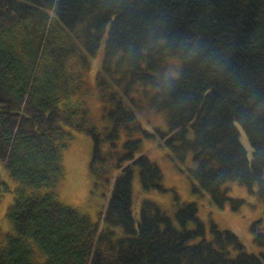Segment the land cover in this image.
Wrapping results in <instances>:
<instances>
[{"label": "trees", "instance_id": "obj_1", "mask_svg": "<svg viewBox=\"0 0 264 264\" xmlns=\"http://www.w3.org/2000/svg\"><path fill=\"white\" fill-rule=\"evenodd\" d=\"M100 48L95 88L105 134L89 124L86 101L74 99ZM138 101L165 115L166 131L141 129ZM74 131L93 141L96 181L111 174L97 222L55 191ZM135 132L167 148L192 191L213 205L243 203L228 196L227 183L264 203V0H0V161L20 185L0 264H264V251L247 253L229 230L212 225L206 236L193 202L172 219L145 199L134 217L135 176L143 190L179 200ZM188 155L192 168L184 166ZM260 226L250 232L264 249Z\"/></svg>", "mask_w": 264, "mask_h": 264}, {"label": "rangeland", "instance_id": "obj_2", "mask_svg": "<svg viewBox=\"0 0 264 264\" xmlns=\"http://www.w3.org/2000/svg\"><path fill=\"white\" fill-rule=\"evenodd\" d=\"M101 57L102 48H100L97 58L91 62L90 70L86 77L85 90L83 93L77 94L74 99H84L86 101L89 108V124L96 127L101 134H105L108 132L109 123L103 118L104 111L95 88V75L99 69ZM172 65L173 68L177 66L176 64ZM171 75L176 76V73ZM140 107L141 110L137 111V122L143 131L167 130L163 113L149 112L144 104H140ZM72 134V142L66 149L62 150V176L56 184L55 191L61 204L75 209L87 215L92 221L97 222L99 212L105 207L110 196L112 187L111 174L106 173L100 181H96L89 171L93 151L91 137L78 131H74ZM132 138L141 141L142 150L146 151L148 158L159 167L164 179L162 183L164 188L173 189L179 198V200H174L171 193L160 194L155 190L145 191L141 188L138 177L135 176L132 182V191L133 214L136 219H139L141 202L145 199L157 203L169 213L172 219L180 206L186 202H193L198 207V217L204 225L206 236L210 235V229L212 225H215L219 230H229L234 233L247 253L261 254L264 251L263 247H259L253 242V236L250 232V226L261 221L260 227L264 233V203L258 195L250 193L245 186L237 183H227L224 185V189L227 190L228 196L243 203L238 209H233L230 203L219 208L211 203L208 194L194 193L192 191L185 174L175 169L174 164L168 157L167 148L153 146V140L146 138L142 132L133 133ZM125 141L126 136L121 133L116 144L118 151H121ZM240 142L245 148L248 157L251 158L252 148L241 130ZM108 149L109 146L105 143L103 150L107 152ZM112 160V158H108V162ZM184 166L194 167L190 155L186 157ZM0 178L6 187L0 192V246H4L7 236L13 233L12 224L7 218V213L14 202L16 191L20 188V185L9 177L1 161ZM46 192L47 189L40 190L41 194ZM111 229L115 233V239L121 236L119 227ZM236 253H233V255ZM36 257L40 262L43 261V257L37 251Z\"/></svg>", "mask_w": 264, "mask_h": 264}]
</instances>
